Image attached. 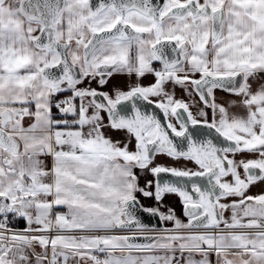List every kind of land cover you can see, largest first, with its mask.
Wrapping results in <instances>:
<instances>
[{"label":"snow or ice","instance_id":"1","mask_svg":"<svg viewBox=\"0 0 264 264\" xmlns=\"http://www.w3.org/2000/svg\"><path fill=\"white\" fill-rule=\"evenodd\" d=\"M0 264H264V0H0Z\"/></svg>","mask_w":264,"mask_h":264},{"label":"crops","instance_id":"2","mask_svg":"<svg viewBox=\"0 0 264 264\" xmlns=\"http://www.w3.org/2000/svg\"><path fill=\"white\" fill-rule=\"evenodd\" d=\"M167 203H169L172 207L176 209L177 215L179 216L181 213V208H180L179 203L175 201L174 199H170L169 201H167Z\"/></svg>","mask_w":264,"mask_h":264},{"label":"water","instance_id":"3","mask_svg":"<svg viewBox=\"0 0 264 264\" xmlns=\"http://www.w3.org/2000/svg\"><path fill=\"white\" fill-rule=\"evenodd\" d=\"M145 222H149L154 225L158 223V221L155 218L148 217V216H145Z\"/></svg>","mask_w":264,"mask_h":264}]
</instances>
